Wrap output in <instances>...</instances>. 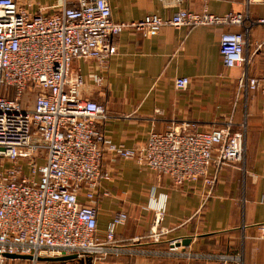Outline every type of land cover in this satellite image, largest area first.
Returning a JSON list of instances; mask_svg holds the SVG:
<instances>
[{"label": "built area", "instance_id": "2783aa9c", "mask_svg": "<svg viewBox=\"0 0 264 264\" xmlns=\"http://www.w3.org/2000/svg\"><path fill=\"white\" fill-rule=\"evenodd\" d=\"M159 1L174 6L182 0ZM255 3L264 0H244V13L178 8L168 18L149 13L116 22L108 0H75L51 14L32 12L29 3L0 0V264L17 260L5 254L29 255L32 264L38 258L67 255L74 261L106 264L109 258L132 252L116 237L125 213L114 215L103 235L97 233L98 189L109 177L103 170L105 153L133 160L176 186L201 183L208 192L215 185V176L208 173L212 163L219 167L245 159V124L235 129L230 118L209 130L197 129L192 122L172 124L162 132L151 131L140 147L112 142L98 126L107 117L105 106L82 97L84 81L72 63L95 59L105 68L115 53L112 40L124 30L147 37L166 25L237 24L241 31L227 30L219 37L222 64L242 68L238 86L244 92L264 94V37L253 46L247 39L253 26L264 31V17L248 16ZM255 55H260L262 66L250 76ZM95 82L101 85L102 76ZM173 83L183 89L189 79L176 77ZM163 214L162 208L155 210L153 230L147 235L154 242L167 232L161 226ZM258 228L264 232V223ZM178 244L168 242L169 254L189 256ZM231 260L245 264L240 255L227 254L218 255L215 264Z\"/></svg>", "mask_w": 264, "mask_h": 264}, {"label": "crops", "instance_id": "0c3cea01", "mask_svg": "<svg viewBox=\"0 0 264 264\" xmlns=\"http://www.w3.org/2000/svg\"><path fill=\"white\" fill-rule=\"evenodd\" d=\"M16 1L29 3L32 12L51 14L75 0ZM108 2L116 22L149 13L168 18L178 8L206 9L218 15L246 11L244 0H182L174 6L159 0ZM248 16L264 17V4H251ZM227 30L242 27L166 25L147 37L124 30L113 38L115 53L105 68L95 59L73 61L72 70L84 81L82 97L105 106L107 117L98 126L116 144L140 147L151 131L162 132L182 122H192L201 130L229 118L235 129L245 124V159L219 167L212 163L208 173L215 176V185L209 192L201 183L176 186L133 160L105 153L103 170L109 177L98 189L97 233L103 235L108 221L123 212L127 219L117 227L116 237L132 248L106 264H215L221 254L240 255L245 264H264V232L258 228L264 223V94L244 92L238 86L242 68L223 66L219 37ZM263 37L259 26L247 33L251 46ZM261 66L260 55L253 56L248 74L257 75ZM98 76L101 85L95 82ZM176 77H188V85L175 88ZM157 208L163 209L161 226L167 232L154 242L147 235L153 230ZM134 237L142 238L132 241ZM170 240L179 241L180 249L190 255L169 254ZM59 262L92 264L73 259ZM230 264L238 263L231 260Z\"/></svg>", "mask_w": 264, "mask_h": 264}, {"label": "water", "instance_id": "95a60500", "mask_svg": "<svg viewBox=\"0 0 264 264\" xmlns=\"http://www.w3.org/2000/svg\"><path fill=\"white\" fill-rule=\"evenodd\" d=\"M5 257L8 259H22V260H30L32 257L29 255H19V254H5ZM74 259L73 255H67L62 257H48V258H38V260L48 261V262H57L64 260H72Z\"/></svg>", "mask_w": 264, "mask_h": 264}, {"label": "rangeland", "instance_id": "374dc122", "mask_svg": "<svg viewBox=\"0 0 264 264\" xmlns=\"http://www.w3.org/2000/svg\"><path fill=\"white\" fill-rule=\"evenodd\" d=\"M71 263L78 264L76 262H68V263H65V264H71ZM6 264H32V262L27 261V260L17 259V260H14V261H7ZM37 264H54V263H49V262H45L43 260H40Z\"/></svg>", "mask_w": 264, "mask_h": 264}]
</instances>
